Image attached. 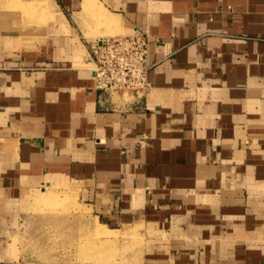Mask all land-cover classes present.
<instances>
[{"label":"crops","instance_id":"1","mask_svg":"<svg viewBox=\"0 0 264 264\" xmlns=\"http://www.w3.org/2000/svg\"><path fill=\"white\" fill-rule=\"evenodd\" d=\"M126 34L150 87L115 106L91 45ZM49 186L134 234L135 264H264V0H0V264Z\"/></svg>","mask_w":264,"mask_h":264},{"label":"rangeland","instance_id":"2","mask_svg":"<svg viewBox=\"0 0 264 264\" xmlns=\"http://www.w3.org/2000/svg\"><path fill=\"white\" fill-rule=\"evenodd\" d=\"M28 202L14 238L17 264H135L138 260L140 240L103 225L75 189L49 186Z\"/></svg>","mask_w":264,"mask_h":264},{"label":"built area","instance_id":"3","mask_svg":"<svg viewBox=\"0 0 264 264\" xmlns=\"http://www.w3.org/2000/svg\"><path fill=\"white\" fill-rule=\"evenodd\" d=\"M150 44L151 40L147 34H126L102 38L91 45L90 62L95 87L104 100L118 106L117 101H128L130 96H145L150 87ZM146 143L147 137L143 136L140 145L144 146Z\"/></svg>","mask_w":264,"mask_h":264},{"label":"bare ground","instance_id":"4","mask_svg":"<svg viewBox=\"0 0 264 264\" xmlns=\"http://www.w3.org/2000/svg\"><path fill=\"white\" fill-rule=\"evenodd\" d=\"M98 232L99 233H107V231L106 230L103 231V229H98Z\"/></svg>","mask_w":264,"mask_h":264}]
</instances>
